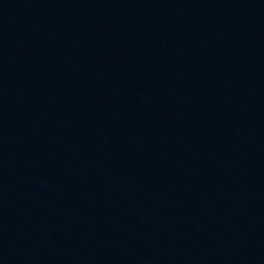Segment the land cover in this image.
<instances>
[{
    "label": "water",
    "instance_id": "obj_1",
    "mask_svg": "<svg viewBox=\"0 0 264 264\" xmlns=\"http://www.w3.org/2000/svg\"><path fill=\"white\" fill-rule=\"evenodd\" d=\"M0 264H264V0H0Z\"/></svg>",
    "mask_w": 264,
    "mask_h": 264
}]
</instances>
